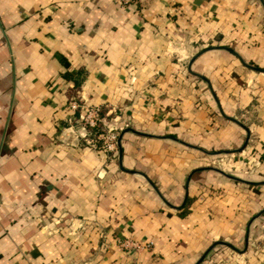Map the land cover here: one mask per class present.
<instances>
[{
  "label": "crops",
  "instance_id": "1",
  "mask_svg": "<svg viewBox=\"0 0 264 264\" xmlns=\"http://www.w3.org/2000/svg\"><path fill=\"white\" fill-rule=\"evenodd\" d=\"M243 61L264 69V0H0V264H264ZM72 100L116 151L69 128Z\"/></svg>",
  "mask_w": 264,
  "mask_h": 264
},
{
  "label": "built area",
  "instance_id": "2",
  "mask_svg": "<svg viewBox=\"0 0 264 264\" xmlns=\"http://www.w3.org/2000/svg\"><path fill=\"white\" fill-rule=\"evenodd\" d=\"M122 3H129L138 0H119ZM72 109H77L81 107L76 117H69L68 121L70 123L69 128L72 131H76L80 136H82L87 144L92 147L99 148L103 151H116L117 149V139L118 131L114 125H108L105 130L96 131L91 134V130L96 129L101 121V107L98 104H85L79 103L77 100H72L70 103ZM77 123V126H75ZM264 225V223H263ZM123 246H134L140 248L143 244L134 239H124L121 242Z\"/></svg>",
  "mask_w": 264,
  "mask_h": 264
},
{
  "label": "water",
  "instance_id": "3",
  "mask_svg": "<svg viewBox=\"0 0 264 264\" xmlns=\"http://www.w3.org/2000/svg\"><path fill=\"white\" fill-rule=\"evenodd\" d=\"M201 52H202V51H200V52L194 54V55L192 56L191 60H193V59H194L196 56H198ZM243 62H244L247 66H250V67H252V68H254V69H258V70L264 71L263 68H260V67L254 66V65H252V64H250V63H247V62H245V61H243ZM230 118H232L233 120L237 121L238 123H241L238 119H236V118H234V117H230ZM120 138H121V135L119 134L118 139H117V144L120 143ZM120 155H121V154H120ZM216 169L220 170L221 172L225 173L226 175H229L228 173L224 172L223 170H221V169H219V168H216ZM229 176H230V175H229ZM263 210H264V209H263ZM258 214H259V213H258ZM215 243H216V242H215ZM211 247H212V246H211ZM211 247H210V248H211ZM210 248H208L207 250H205V251L200 255V257H199V258H198L193 264H199V263L202 261V259L204 258V256L206 255V253L208 252V250H209Z\"/></svg>",
  "mask_w": 264,
  "mask_h": 264
},
{
  "label": "rangeland",
  "instance_id": "4",
  "mask_svg": "<svg viewBox=\"0 0 264 264\" xmlns=\"http://www.w3.org/2000/svg\"><path fill=\"white\" fill-rule=\"evenodd\" d=\"M220 158V157H219ZM215 164H218V162L216 161V162H214Z\"/></svg>",
  "mask_w": 264,
  "mask_h": 264
}]
</instances>
